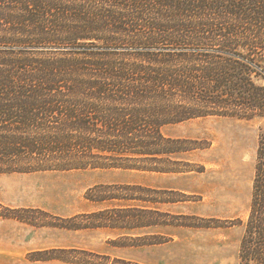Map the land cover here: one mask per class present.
I'll use <instances>...</instances> for the list:
<instances>
[{
	"label": "trees",
	"instance_id": "obj_1",
	"mask_svg": "<svg viewBox=\"0 0 264 264\" xmlns=\"http://www.w3.org/2000/svg\"><path fill=\"white\" fill-rule=\"evenodd\" d=\"M48 45L62 49L35 51ZM260 77L264 0H0V173L163 170L185 142L166 125L264 118ZM257 157L249 214L238 220L239 264H264V133ZM131 218L137 227L166 223ZM70 252L29 259L146 264Z\"/></svg>",
	"mask_w": 264,
	"mask_h": 264
},
{
	"label": "rangeland",
	"instance_id": "obj_2",
	"mask_svg": "<svg viewBox=\"0 0 264 264\" xmlns=\"http://www.w3.org/2000/svg\"><path fill=\"white\" fill-rule=\"evenodd\" d=\"M163 131L185 141L158 164L163 170L0 173V263L76 264L29 259L60 248L78 261L89 259L79 252L87 250L146 264H239L245 228L238 220L249 214L264 118L205 116ZM133 214L166 223L133 226Z\"/></svg>",
	"mask_w": 264,
	"mask_h": 264
}]
</instances>
